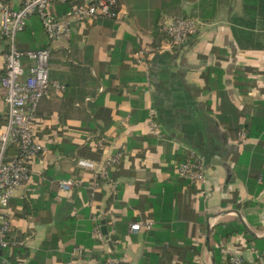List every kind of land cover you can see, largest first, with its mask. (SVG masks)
Wrapping results in <instances>:
<instances>
[{"label":"crops","instance_id":"crops-1","mask_svg":"<svg viewBox=\"0 0 264 264\" xmlns=\"http://www.w3.org/2000/svg\"><path fill=\"white\" fill-rule=\"evenodd\" d=\"M8 2L17 10L24 0ZM196 2L117 0L115 20L73 22L71 38L52 46L50 80L64 89L53 86L37 107L33 130L43 150L30 162L29 185L13 191L2 253L9 264H66L74 256L81 264H230L226 249L245 264H264V31L239 27L243 0H218L214 19L186 44L155 51L163 24L189 17ZM63 9L55 5L54 16ZM16 46H50L38 16ZM141 47L146 67L134 61ZM7 50L0 32V82ZM8 112L0 84V134ZM192 152L206 185L178 172ZM67 180L82 185L62 190ZM135 222L153 227L134 233ZM229 225L237 233L225 238Z\"/></svg>","mask_w":264,"mask_h":264},{"label":"built area","instance_id":"built-area-1","mask_svg":"<svg viewBox=\"0 0 264 264\" xmlns=\"http://www.w3.org/2000/svg\"><path fill=\"white\" fill-rule=\"evenodd\" d=\"M57 4H72V0H24L20 9H13L8 0H0V32L5 37L8 50L5 53L6 68L1 78V88L8 104V121L4 132L0 134V264H9L2 258V253L10 246L9 234L12 230V214L9 211L13 191L25 188L31 181L30 162L35 159L42 147L35 142L33 120L39 102L48 97L54 86H63L50 80V58L52 46L58 42L67 41L72 36L73 22H96L99 18H113L117 16V0H99L96 4L71 7L68 14L57 18L53 7ZM38 16L43 24L50 46L41 50L21 51L16 46V38L24 31L28 20ZM202 22L198 18H181L171 23L165 22L162 31L165 33L155 51L174 49L186 44L194 36ZM148 49L141 47L133 55L138 66L146 67ZM27 59L30 66L26 69L23 60ZM152 131L158 135V125L151 118ZM15 146L16 153L10 154V147ZM119 157L109 160V165L117 162ZM78 167L91 170L96 175L106 177L107 170L91 160L78 159ZM179 174L191 184L203 186L207 184L204 164L200 157L192 152L189 158L178 167ZM75 185H82L80 180L59 182L62 190H70ZM202 194L210 196L209 191ZM152 223L135 222L130 229L134 233L142 230L150 231ZM99 238H103L99 227L96 228ZM230 264H245L244 259L223 250ZM80 255V254H79ZM66 264H81L80 256H74ZM104 264H118L117 260L109 259Z\"/></svg>","mask_w":264,"mask_h":264},{"label":"trees","instance_id":"trees-1","mask_svg":"<svg viewBox=\"0 0 264 264\" xmlns=\"http://www.w3.org/2000/svg\"><path fill=\"white\" fill-rule=\"evenodd\" d=\"M197 1L195 4V14L190 18H198L202 23H206L214 19L217 9H218V0H193ZM97 2H93L96 4ZM64 7L61 14L56 15L57 18L68 14L71 10L70 4H61ZM117 11V10H116ZM243 17L237 20V23L241 29H246L247 31L253 33L256 30L264 31V0H243L242 5ZM116 17L113 18H99L98 22H101L105 19L115 20ZM187 18V17H186ZM163 38L165 33L162 32ZM16 153L15 146L10 147V154ZM237 229H232L229 225L224 230L223 236L225 238L231 237L233 234L237 233ZM217 235V234H216Z\"/></svg>","mask_w":264,"mask_h":264},{"label":"water","instance_id":"water-1","mask_svg":"<svg viewBox=\"0 0 264 264\" xmlns=\"http://www.w3.org/2000/svg\"><path fill=\"white\" fill-rule=\"evenodd\" d=\"M226 167V166H225ZM226 169L227 170H229L228 169V167H226ZM103 227H102V230H103V234L105 235V236H108V228L105 226V222L103 223ZM209 240H210V237H209V233H208V239H207V242H209ZM213 264H215V259L213 260Z\"/></svg>","mask_w":264,"mask_h":264},{"label":"rangeland","instance_id":"rangeland-1","mask_svg":"<svg viewBox=\"0 0 264 264\" xmlns=\"http://www.w3.org/2000/svg\"><path fill=\"white\" fill-rule=\"evenodd\" d=\"M189 1H193V0H189ZM196 12V11H195ZM195 12L194 13H192L189 17H191L192 15H194L195 14ZM180 17H183V16H180ZM203 24V23H202ZM162 26V25H161ZM162 30V29H161Z\"/></svg>","mask_w":264,"mask_h":264}]
</instances>
